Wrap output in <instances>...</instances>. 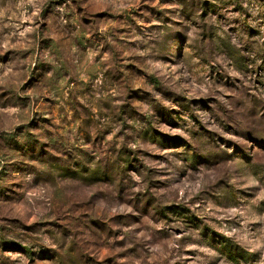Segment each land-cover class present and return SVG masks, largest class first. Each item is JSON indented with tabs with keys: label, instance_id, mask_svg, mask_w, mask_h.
Returning <instances> with one entry per match:
<instances>
[{
	"label": "clouds",
	"instance_id": "clouds-1",
	"mask_svg": "<svg viewBox=\"0 0 264 264\" xmlns=\"http://www.w3.org/2000/svg\"><path fill=\"white\" fill-rule=\"evenodd\" d=\"M0 264H264V0H0Z\"/></svg>",
	"mask_w": 264,
	"mask_h": 264
}]
</instances>
